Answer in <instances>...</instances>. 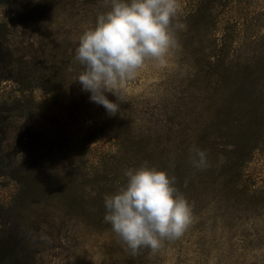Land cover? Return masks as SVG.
I'll use <instances>...</instances> for the list:
<instances>
[{"label":"rangeland","instance_id":"obj_1","mask_svg":"<svg viewBox=\"0 0 264 264\" xmlns=\"http://www.w3.org/2000/svg\"><path fill=\"white\" fill-rule=\"evenodd\" d=\"M111 4L0 0V235L15 234L16 264H264V0H177L175 47L120 101L106 93L114 115L81 90L74 59ZM144 165L174 177L191 219L133 255L104 198Z\"/></svg>","mask_w":264,"mask_h":264},{"label":"clouds","instance_id":"obj_2","mask_svg":"<svg viewBox=\"0 0 264 264\" xmlns=\"http://www.w3.org/2000/svg\"><path fill=\"white\" fill-rule=\"evenodd\" d=\"M177 0H112L111 8L97 16L95 27L85 31L75 49L83 66L76 82L89 93V101L109 115L118 112L120 85L134 78L146 60L163 64L176 45L172 22ZM183 27V25H177ZM192 163L206 166V153L191 149ZM125 185L104 198L106 223L134 255L141 247L156 250L163 239L182 235L191 219L186 198L166 170L147 165L128 169Z\"/></svg>","mask_w":264,"mask_h":264},{"label":"trees","instance_id":"obj_3","mask_svg":"<svg viewBox=\"0 0 264 264\" xmlns=\"http://www.w3.org/2000/svg\"><path fill=\"white\" fill-rule=\"evenodd\" d=\"M216 23H217L218 28L225 29V28L230 27V29H232V27L235 24V21L234 23L225 22L222 25L221 21L217 20ZM5 54H7V50L4 45L3 36L0 35V60L3 58V56H5ZM17 262H18V242L16 240L15 234H1L0 235V264H16Z\"/></svg>","mask_w":264,"mask_h":264}]
</instances>
